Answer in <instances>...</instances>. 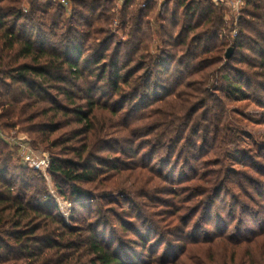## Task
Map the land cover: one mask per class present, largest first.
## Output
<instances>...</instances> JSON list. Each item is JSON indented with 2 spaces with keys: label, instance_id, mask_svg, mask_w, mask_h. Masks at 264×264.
<instances>
[{
  "label": "rangeland",
  "instance_id": "obj_1",
  "mask_svg": "<svg viewBox=\"0 0 264 264\" xmlns=\"http://www.w3.org/2000/svg\"><path fill=\"white\" fill-rule=\"evenodd\" d=\"M64 1L67 10L58 32L65 29L70 16L69 0ZM180 1L132 0L126 17L121 12L124 0L106 4L108 13L114 14L110 23H101L105 37L109 38V50L122 45L117 68L128 58L132 60L119 72L135 70L132 78L137 82L131 83L136 87L149 78L146 88L139 87V97L131 95L132 85H121V91L113 93L110 84L115 71L109 68L107 79L97 81L88 77L85 85L75 79L66 84L73 99L66 101L58 96L67 114L59 112L54 119L58 129L50 140L56 142L55 146L39 144L36 133L21 128L24 124L3 130L10 138H25L33 148L49 156L77 160L73 154L85 144L93 157L103 160L104 166L98 165L101 175L89 183L78 182L92 198H84L82 202L87 206L82 207L74 202L69 194L70 185L61 176L41 170L45 175L41 179L33 171L18 167L24 162L16 148L6 143L14 152L6 163L11 179L24 174L25 182L33 186L28 192L44 188L63 215L68 216L73 208L78 225L90 227L100 222L103 226H99L98 232L106 240L113 238L118 250L136 256L142 261L139 264L150 260V256L157 262L177 264L209 258L226 261L232 250L230 242L249 236L251 231H264V92L257 87L264 78L237 58L229 61L225 57L239 34L242 11L221 6L223 25L208 42L216 46L195 59L190 51L202 27H193L199 20L196 15L187 30ZM202 44L197 52H202ZM137 47L139 50L134 53ZM246 56L244 50L238 58ZM223 75L242 78L246 86L236 96L225 97L221 91L227 85ZM49 92L56 96L55 91ZM82 97L99 103L90 114L93 129L84 134L80 132L85 125L71 111L88 109ZM222 105L225 119L220 118ZM190 112H195L190 118L196 121L192 129L197 131L195 135L187 130L178 139L170 133L173 138L154 143L152 134L163 135L169 128L186 126ZM176 119L180 121L175 122ZM150 129L153 132L147 133ZM86 154L87 151L83 158ZM94 164L92 161L91 165ZM213 177H217V182L207 183ZM15 186H21L20 182ZM57 188L65 192L64 198ZM118 221L134 226L145 223L142 234L149 239L147 247L133 244L137 236L121 230ZM154 224L160 226V233L154 229L147 231V225L152 228ZM222 231L227 235L224 241L215 238ZM208 239L214 241L204 242Z\"/></svg>",
  "mask_w": 264,
  "mask_h": 264
},
{
  "label": "trees",
  "instance_id": "obj_2",
  "mask_svg": "<svg viewBox=\"0 0 264 264\" xmlns=\"http://www.w3.org/2000/svg\"><path fill=\"white\" fill-rule=\"evenodd\" d=\"M131 1L124 0L121 9L124 17L127 16V8ZM112 2L113 0H69L70 16L65 29L58 32L56 29L61 25L62 15L67 10L61 0L58 3L52 0L25 2L0 0L1 130L24 124L21 128L27 133H36L39 144L55 146L56 142L50 140V135L58 129L54 119L59 112L67 114L58 96L66 101L73 99L71 90L66 84L75 79L85 85L88 77H94L97 81L107 79L110 77V72L107 71L109 68L115 71L112 73L110 84L113 93L121 91V85L129 87L132 81L137 82L132 78L135 70L119 72L132 61L131 58H128L121 68H117L122 45L117 44L109 50V38L105 37L106 31L101 23L108 24L114 17V14L108 13L109 8L106 6L107 3L112 4ZM180 2L182 14L188 23L187 30L190 29V24L196 15L199 20L193 27H202L194 39V49L190 51V55L195 56L196 59L197 56L215 48L216 44L212 47L208 42L214 39L217 29L222 27L224 12L221 6L215 5L210 0ZM240 10L242 11L239 18L240 30L238 36L233 39V52L228 60L237 58L264 78V0H245ZM38 25L44 29L39 28ZM29 29L31 32L28 31ZM35 29L38 31L33 34L32 31ZM245 31L249 33L245 34ZM244 39H247V42H244ZM202 42V52H197ZM225 46L227 47V44ZM138 50L139 47L133 51L136 53ZM244 50L247 51L248 56L243 59L238 58L239 53ZM80 60L82 62L79 63ZM90 66L94 68L89 70ZM222 78L224 83H227L221 90L225 97L236 96L245 85L242 78L229 75H223ZM148 81L149 78L146 79L145 84L141 83L138 86L146 88ZM139 87L132 85L133 98L139 97ZM257 87L264 92V80L258 82ZM49 90L55 91L56 96L51 95ZM243 98L248 97L243 96ZM85 99L88 106L86 111L78 108L71 110L77 121L86 127L80 134L93 129L90 114L92 109L99 106V103L91 98ZM222 109L223 105L221 111ZM116 112L117 109L113 111ZM194 114L195 112L188 113L186 126L181 124L183 127L180 126L176 130L169 128L163 135L152 134L155 138L154 143L173 137L183 138L185 131L194 129L196 125L195 118L190 120ZM40 118H44L45 121H36ZM220 118H226L224 111ZM177 121L180 120L176 119L175 122ZM152 132V129L147 131V133ZM196 133L197 131L192 130V135ZM71 139L72 137H69L68 141ZM75 151L73 155L77 160L63 159L50 154V165L46 173L61 176L63 181L70 185L69 194L74 202L86 207L87 205L82 202L83 199L88 201L92 198L78 182L94 181L101 175L98 165L104 166V162L93 157V152H90L85 144ZM86 151L87 154L83 158ZM13 156L14 152L0 139V264H139L140 260L138 261L136 256L119 251V245H115L113 238L106 240L104 234L98 232L99 226H103L100 222L95 226L90 224V227L78 225L73 208H70L68 216L63 215L55 201L49 199L44 188L36 187L32 192H28L29 187L33 186L25 182L24 174L21 178L17 176L11 179L6 163ZM92 161L95 162L94 165H91ZM18 167L33 171L38 175L37 178L45 177L41 169L36 166L23 164ZM216 178L213 177L207 183L215 184ZM18 182L21 186L16 187ZM57 189L64 198L65 192L61 188ZM148 222L151 223V220ZM129 224L118 221L121 230L130 231L137 236V241L133 244L138 243V246L146 248L149 239L142 234L145 223L140 225L142 227ZM152 229L160 233L159 225L154 224L152 228L147 225L149 233ZM263 234V230L251 231L249 236L234 239L230 242L232 250L226 261L219 262L209 258L203 261L198 259L193 264H264ZM226 237L224 231L215 236L221 241L226 240ZM213 241L214 239H208L204 242ZM245 245L246 249L243 251ZM238 252L240 253L236 258ZM151 257L143 264H177L167 260L157 262Z\"/></svg>",
  "mask_w": 264,
  "mask_h": 264
},
{
  "label": "built area",
  "instance_id": "obj_3",
  "mask_svg": "<svg viewBox=\"0 0 264 264\" xmlns=\"http://www.w3.org/2000/svg\"><path fill=\"white\" fill-rule=\"evenodd\" d=\"M216 5L228 7L236 12L243 6L245 0H210ZM64 3V0H61ZM0 139L16 148L24 164L47 170L50 165V156L46 152H39L25 138H10L0 129Z\"/></svg>",
  "mask_w": 264,
  "mask_h": 264
},
{
  "label": "water",
  "instance_id": "obj_4",
  "mask_svg": "<svg viewBox=\"0 0 264 264\" xmlns=\"http://www.w3.org/2000/svg\"><path fill=\"white\" fill-rule=\"evenodd\" d=\"M233 52V47H229L225 53V57L228 59L230 58L231 54Z\"/></svg>",
  "mask_w": 264,
  "mask_h": 264
}]
</instances>
